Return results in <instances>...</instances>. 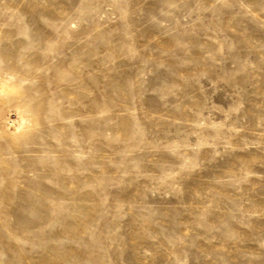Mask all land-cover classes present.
Instances as JSON below:
<instances>
[{
  "label": "rangeland",
  "instance_id": "rangeland-1",
  "mask_svg": "<svg viewBox=\"0 0 264 264\" xmlns=\"http://www.w3.org/2000/svg\"><path fill=\"white\" fill-rule=\"evenodd\" d=\"M0 264H264V0H0Z\"/></svg>",
  "mask_w": 264,
  "mask_h": 264
}]
</instances>
